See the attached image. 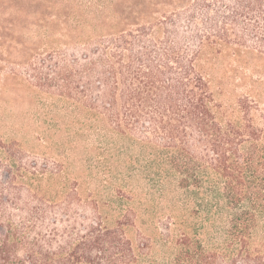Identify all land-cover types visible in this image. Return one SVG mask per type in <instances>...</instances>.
<instances>
[{"label": "trees", "instance_id": "16d2710c", "mask_svg": "<svg viewBox=\"0 0 264 264\" xmlns=\"http://www.w3.org/2000/svg\"><path fill=\"white\" fill-rule=\"evenodd\" d=\"M16 79L90 114L88 127L103 122L122 138L138 131L163 148L184 188L214 175L234 210L226 234L235 254L181 238L172 264H264L255 241L264 219V0H0V80L10 88ZM17 155L0 196L13 208L0 223V264L136 261L132 241L98 214L62 230L55 217L38 230L53 199L31 189L36 205H20L41 176Z\"/></svg>", "mask_w": 264, "mask_h": 264}, {"label": "rangeland", "instance_id": "374dc122", "mask_svg": "<svg viewBox=\"0 0 264 264\" xmlns=\"http://www.w3.org/2000/svg\"><path fill=\"white\" fill-rule=\"evenodd\" d=\"M10 86L4 88L0 80V196L10 192L4 175L13 169V151L18 164L41 176L26 185L20 205L26 212L36 205L31 189H42L53 199L38 230H49L55 217L62 230L98 214L105 225L123 230L132 241L137 259L131 264H172L181 238L199 239L220 255L235 254L226 234L234 210L214 175L199 188H184L162 156L163 148L140 142L138 131L122 138L107 131L103 122L88 127L92 116L56 95L18 79ZM11 210L10 203H0V223L7 222ZM263 234L260 218L256 244L264 242ZM240 259L235 255L233 261Z\"/></svg>", "mask_w": 264, "mask_h": 264}]
</instances>
